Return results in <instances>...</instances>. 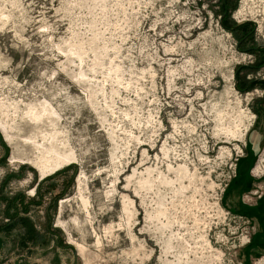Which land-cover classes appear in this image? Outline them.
Listing matches in <instances>:
<instances>
[{
    "label": "rangeland",
    "instance_id": "obj_1",
    "mask_svg": "<svg viewBox=\"0 0 264 264\" xmlns=\"http://www.w3.org/2000/svg\"><path fill=\"white\" fill-rule=\"evenodd\" d=\"M261 45L264 0H0V264H263Z\"/></svg>",
    "mask_w": 264,
    "mask_h": 264
},
{
    "label": "trees",
    "instance_id": "obj_2",
    "mask_svg": "<svg viewBox=\"0 0 264 264\" xmlns=\"http://www.w3.org/2000/svg\"><path fill=\"white\" fill-rule=\"evenodd\" d=\"M52 188L53 187H51V190H52ZM38 194H39V192H38ZM42 193H40V195H41ZM60 196V193H57L55 196H54V198L56 199L57 197H59ZM5 198H4V196H0V200L1 201H3ZM18 200V199H17ZM17 200L16 201H14V202H16L17 203ZM5 201V203H6V206L4 207V209H3V213L5 214V215H9L12 219H13V221L10 223V224H3V225H0V230L1 229H4V230H8V228L9 227H12V228H14V227H16V226H20L21 228H25L27 231H30L31 233L33 232L32 231V227H31V225L28 223V221H30L28 218H26V217H17L18 216V214H19V212H26V210H27V207H26V205H23L22 204V210H19V208H17L15 205V203L12 201H10L9 203H7L8 201H7V199H5L4 200ZM19 203H20V200H19ZM17 205H18V203H17ZM26 207V208H25ZM13 211L12 213H9L10 211ZM0 212H2L1 210H0ZM19 220H22V221H19ZM23 220L25 221V222H23ZM21 240V242H22V240L23 239H20Z\"/></svg>",
    "mask_w": 264,
    "mask_h": 264
},
{
    "label": "flooded vegetation",
    "instance_id": "obj_3",
    "mask_svg": "<svg viewBox=\"0 0 264 264\" xmlns=\"http://www.w3.org/2000/svg\"><path fill=\"white\" fill-rule=\"evenodd\" d=\"M242 39L245 40L246 37H244ZM261 48L264 50V47H261ZM261 66H264V63H262V65H260V67ZM256 67H258V66H256ZM249 68H252L253 69L254 66L253 65L252 66H249ZM239 73H240V71L238 70V72L236 73V78L238 77V79H236L237 85H239V84L240 85H243V87L238 88L239 90H242L243 91L244 89H248L251 85H253V84L257 83V82L264 83V79H262V78H254L252 80V79H249L250 77H247V80L246 81H243L241 79V77L238 76ZM257 108H258L259 111H264V98H261L259 100Z\"/></svg>",
    "mask_w": 264,
    "mask_h": 264
},
{
    "label": "bare ground",
    "instance_id": "obj_4",
    "mask_svg": "<svg viewBox=\"0 0 264 264\" xmlns=\"http://www.w3.org/2000/svg\"><path fill=\"white\" fill-rule=\"evenodd\" d=\"M54 151V150H53ZM49 153V152H48ZM66 156H61L58 153L56 154L55 158V164L54 166H58L60 163L67 161ZM50 163L48 161H45L44 163H40V168H46ZM42 170V169H41ZM264 264V263H263Z\"/></svg>",
    "mask_w": 264,
    "mask_h": 264
},
{
    "label": "water",
    "instance_id": "obj_5",
    "mask_svg": "<svg viewBox=\"0 0 264 264\" xmlns=\"http://www.w3.org/2000/svg\"><path fill=\"white\" fill-rule=\"evenodd\" d=\"M259 47H264V45H261V46H259ZM236 83H237V81L235 80V81H234V89H237V87H236Z\"/></svg>",
    "mask_w": 264,
    "mask_h": 264
}]
</instances>
